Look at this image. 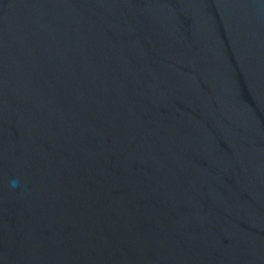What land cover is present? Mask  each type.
I'll list each match as a JSON object with an SVG mask.
<instances>
[{
    "label": "water",
    "instance_id": "1",
    "mask_svg": "<svg viewBox=\"0 0 264 264\" xmlns=\"http://www.w3.org/2000/svg\"><path fill=\"white\" fill-rule=\"evenodd\" d=\"M0 264H264V0H0Z\"/></svg>",
    "mask_w": 264,
    "mask_h": 264
}]
</instances>
